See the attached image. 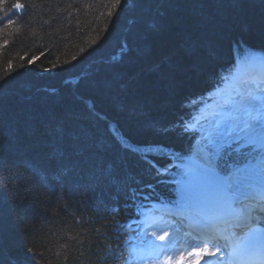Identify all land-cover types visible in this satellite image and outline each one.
<instances>
[{
	"label": "trees",
	"instance_id": "16d2710c",
	"mask_svg": "<svg viewBox=\"0 0 264 264\" xmlns=\"http://www.w3.org/2000/svg\"><path fill=\"white\" fill-rule=\"evenodd\" d=\"M16 2L0 22V264H139L128 223L174 201L185 124L264 53V0H0V17Z\"/></svg>",
	"mask_w": 264,
	"mask_h": 264
},
{
	"label": "snow or ice",
	"instance_id": "6c2138e0",
	"mask_svg": "<svg viewBox=\"0 0 264 264\" xmlns=\"http://www.w3.org/2000/svg\"><path fill=\"white\" fill-rule=\"evenodd\" d=\"M120 3V0H116V4H113V8L117 6V4ZM26 5L23 3H9L8 8L10 11H5L4 15L0 17V22H3L4 20L7 21L8 24H14L15 21L12 20L11 16L15 15L17 10L25 9ZM109 15H111V12H109ZM128 47L127 44L122 46V51L126 50ZM190 48L191 45H188ZM144 50L141 49V52ZM157 68L159 65L156 66ZM257 100L256 96H253L251 92H248L246 95H242L239 101L231 102L226 101V104H228V108L226 110V116L231 120V123L226 126V130L219 133V135L224 136L231 133H236L234 139L236 141H240L241 139L244 141V145L241 147L247 146V145H255L257 142H260L264 144V102H262L259 107H253L252 101ZM243 112L244 118L239 117V113ZM162 131H168V129H161ZM240 133H243L244 135L241 136ZM209 144H213V141L209 139ZM215 151V148H209L208 152L209 155H211ZM236 155L237 158H244V159H250L254 158L253 153L249 152H243L240 148L236 149ZM229 158H231V155L229 154ZM262 161H264V152L261 153L259 157ZM145 161L149 164L151 168L156 169V174L159 175L160 169L156 168L154 164H152V161L148 160L147 157H144ZM226 167L231 169L233 165L226 164ZM220 167V164L217 162L216 167L213 169H210L206 172H194L193 179L197 180L201 183L202 187L208 188L211 187L213 190H218L221 192H231L233 194L241 191V184L239 182H233V183H226L223 181L220 176L217 174L216 169ZM231 174V173H229ZM150 187V185H149ZM235 203H240V201H234ZM231 206V205H230ZM214 219H218V217H210L205 216L203 218V222L206 226H210ZM246 219L249 224V226L255 224L258 219H264V215H261L258 213L256 209H249L246 213ZM227 223V221H225ZM155 235V234H153ZM159 239H164L163 236L159 237ZM221 239H227V237H221ZM209 241H203L201 245H196L193 247H201L203 244L208 243ZM237 244H239L242 248L245 250L250 247V242H245L243 240L238 239ZM214 247H216L218 250L221 247L219 244H214ZM205 255L208 256H215L216 252H206ZM170 259V258H169ZM161 264H168V259L161 262Z\"/></svg>",
	"mask_w": 264,
	"mask_h": 264
},
{
	"label": "rangeland",
	"instance_id": "374dc122",
	"mask_svg": "<svg viewBox=\"0 0 264 264\" xmlns=\"http://www.w3.org/2000/svg\"><path fill=\"white\" fill-rule=\"evenodd\" d=\"M211 16H212V14H211ZM212 18L220 19V17L217 15H213ZM258 31H261V30H258ZM203 39L206 40V38H203ZM203 44L204 43H202V37L198 38L196 40V43L194 44L193 52H198L199 48H201ZM221 89H223V90L220 91L221 92L220 95L222 96L220 100H223V98H225L224 91L229 89L228 84H226V85L224 84L223 88H221ZM161 96L164 99V95H161ZM253 96H256L257 100L252 101V106L253 107H259V105L262 102H264V93H257ZM217 101L218 100H215L212 104H210L209 105L210 108H208L207 111L202 112L204 118L211 116L209 109H211L213 104L216 103ZM238 115L241 119L244 118L243 112L239 113ZM211 121H212V125L208 126V128H205L204 131L202 132V136L195 140L194 152L192 153V156H190V158H191L190 161H192L193 164L200 166L202 169H206L208 171L210 169H213V163H214L215 158L217 157V150L220 146V142L223 140H228V139L234 138L236 135V133H231V134L224 135V136L219 135V133H221L222 131H225L226 126L231 123V120L229 118L221 117V116L217 115V116H214V119ZM211 129L213 131H211ZM240 135H243V133H240ZM209 139H211L213 141V144H209ZM213 147L215 148V151L211 155H209L208 149L213 148ZM262 162H264V161H262ZM238 172H232L226 178H228L227 180H230L231 183L239 182L241 184V186L243 187V185H247V182L250 180V175L248 174L247 176H243L242 178H240V180H237L238 175L243 174V173H238ZM244 172H245V169H244ZM184 192H187V194L185 195V200H183V204H181L180 202L179 203H180V206L185 207L187 209V211H189L190 213L202 212V207L201 208L199 207V203H201L202 205H205L207 208L210 209L211 206H214L215 202H213V201L216 200L218 197H220V192L218 190H213L211 187L205 188V187H202V185L194 192H192L191 190H187ZM213 198H214V200H212ZM222 202L224 203V198L221 200L219 206H222V204H221ZM223 206H225V204ZM154 224L155 223H150V224H147L146 226L143 227V232L145 233V234H143V236L148 237V239H150L151 241L155 240L157 238V236H156L157 234L153 235L154 233L152 231ZM192 251H195V250L192 249ZM208 251H210V249H208ZM202 254L205 256V252H202ZM203 255H201V254L193 255V252H192V254L190 255L191 258L188 259V261H186V262H179V259H175L172 263H168V264H194V263L197 264V262L200 261L199 258H202ZM207 257H209V256H207ZM210 258L212 259V256ZM210 258H207V259L205 258L204 260H206V262H208V264H210L211 263ZM180 259H183V258H180ZM162 260L163 261L165 260L164 257ZM144 263H146V262H144ZM148 264H152V263H148Z\"/></svg>",
	"mask_w": 264,
	"mask_h": 264
},
{
	"label": "bare ground",
	"instance_id": "6f19581e",
	"mask_svg": "<svg viewBox=\"0 0 264 264\" xmlns=\"http://www.w3.org/2000/svg\"><path fill=\"white\" fill-rule=\"evenodd\" d=\"M240 78V75H236V76H233L232 77V79H235L237 82V84H238V87L235 85V83L233 82V80L228 84V86H230V89H229V91H228V94L230 95V96H228V97H232V99H233V101L235 102V101H239L240 100V98H241V96L242 95H246L248 92H251V93H254V92H256V90L258 91V90H260V91H264V87L263 88H261V89H259V88H257V85L256 84H254V86L252 85V84H246V85H242L241 83L242 82H239V79ZM262 91V92H263ZM244 175H246V172H244ZM244 175H238V177H237V180H240V178H242ZM239 178V179H238ZM254 183V178H252L251 179V184H253ZM250 190H251V188H249ZM220 192V197H218L216 200H214V198L212 199V200H214L213 202H215L214 203V206L215 205H220V202H221V200L224 198V203L222 202L221 204H222V206H220L221 208H227V204H226V200H225V197H223V196H226V195H228V192H221V191H219ZM212 194V193H211ZM217 197V196H216ZM250 201H255L254 199H251L250 197L249 198H246L243 202L244 203H246V202H248V203H250ZM243 202L242 201H240V203H237L236 205H234V207H232V208H239L240 210L243 208V207H245L246 209L245 210H249V209H256L257 210V208H255L252 204H250L249 205V207L248 206H245L244 204H243ZM225 204V206H223ZM259 205L260 206H264V205H261V203H259ZM199 207L201 208L202 207V209H204L206 206L205 205H202L201 203H199ZM259 210H262V209H259ZM258 211V210H257ZM258 213H260V212H258ZM262 215V214H261ZM183 219H184V215H182V214H179V215H177L175 218H174V220L175 221H183ZM247 219H244V221H246ZM264 220H261L260 222L261 223H264L263 222ZM233 222V220H230L227 224H225V223H223L220 227H227L230 223H232ZM227 225V226H226ZM169 234H172L173 236L174 235H176V237H175V244L176 243H178L179 244V246H180V243H181V241H180V238L178 237V235H177V233L175 232V231H172L171 233L170 232H168ZM171 236V235H170ZM193 244V246H196V245H199V244H194V243H192ZM178 246V247H179ZM208 249H210V251H208ZM190 250H192V249H190ZM179 252V251H178ZM202 252H216V250L215 249H211V248H209L208 246H205V248H203L202 249ZM192 254V251H189V252H187L186 254H181L179 257L180 258H183L184 259V257H189L190 255ZM208 255H205V257H206V259L207 258H210L211 256H209V257H207ZM188 257H187V259H188ZM183 259H180V260H182L183 261ZM211 259V258H210ZM202 262H206V260H203ZM216 263V258L215 257H213L212 256V259H211V263L210 264H215Z\"/></svg>",
	"mask_w": 264,
	"mask_h": 264
}]
</instances>
